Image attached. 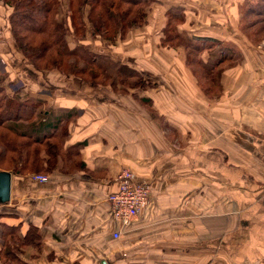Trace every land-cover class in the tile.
I'll return each instance as SVG.
<instances>
[{
	"label": "crops",
	"instance_id": "obj_1",
	"mask_svg": "<svg viewBox=\"0 0 264 264\" xmlns=\"http://www.w3.org/2000/svg\"><path fill=\"white\" fill-rule=\"evenodd\" d=\"M156 1L163 11L146 10L150 34L128 32L123 43L129 48L123 55L155 85L141 99L151 109L77 78L66 81L68 91L42 84L23 91L47 107L28 131L41 136L66 119L62 147L77 144L82 161L69 168L58 156L49 172L37 171L46 181L9 169L10 196L0 201V222L19 225L21 235L30 223L39 234L36 245L18 243L24 262L189 264V248L205 245V254L219 263L264 264V42L249 41L237 27L243 0ZM175 3L188 27L181 29L184 40L224 41L234 52V61L218 71L213 96L197 90L182 49L157 43L162 14ZM208 44L200 56L205 66L219 47ZM122 166L147 182L149 202L112 237L117 223L105 196L116 189Z\"/></svg>",
	"mask_w": 264,
	"mask_h": 264
},
{
	"label": "trees",
	"instance_id": "obj_2",
	"mask_svg": "<svg viewBox=\"0 0 264 264\" xmlns=\"http://www.w3.org/2000/svg\"><path fill=\"white\" fill-rule=\"evenodd\" d=\"M146 1L150 0H65L66 11L63 13L60 12L61 0H0L2 5L10 8L7 22L17 49L36 70L54 69L93 84H96V80L105 81L102 75L107 69L96 62L95 54L85 56L87 44L84 37L87 34L91 39L98 38L110 44L124 38L132 27L144 24ZM178 11H182L180 5ZM239 11L241 15L237 27L244 36L252 28V34L262 31L264 35V0H243ZM163 15L166 19L159 30L158 45L182 47L185 50L184 63L193 78H197V87L208 96L217 94L220 88L218 71L236 58L234 52L226 48L230 44L200 36H192L190 41L185 42L176 30L173 31V23L182 21L176 7L166 8ZM67 34L75 43L73 48L68 46L65 39ZM208 43L219 47L216 60L210 66H205L197 54ZM111 73L114 75L109 85L111 89L124 91L123 86L119 87L123 83L137 88L151 84L142 79V72L133 65L118 63ZM38 105L39 102L16 100L0 86V169H11L15 173H47L58 164V156L64 162H69V168L81 166L77 144L68 146L66 150L62 147L67 135L66 119L57 122L41 136L15 126L17 120L33 121ZM64 166L65 163L61 168L65 169ZM1 226L3 247L0 248V264H29L19 257L18 243L25 245L31 242L36 245L35 240L39 236L37 227L29 223L21 235L19 225L1 223Z\"/></svg>",
	"mask_w": 264,
	"mask_h": 264
},
{
	"label": "rangeland",
	"instance_id": "obj_3",
	"mask_svg": "<svg viewBox=\"0 0 264 264\" xmlns=\"http://www.w3.org/2000/svg\"><path fill=\"white\" fill-rule=\"evenodd\" d=\"M61 1L62 2H61L60 6H62V7H61L60 12L64 13L66 11V9L64 8L65 0H61ZM156 2H157L156 0H150L149 2L146 1L145 5H144V9L145 10H147V9L151 10V12H153V13L156 12V9H159V8L163 11L162 5L159 4L156 6V4H157ZM172 7H176L178 15L182 17L181 22L177 21V22L173 23V31L176 30L180 34V36H182L181 32H183L185 29L188 28L187 25H185V24L182 25L183 22L185 21V17L181 14V12L178 11V7H179L178 3L173 4ZM9 12H10V8H7L5 5H2L0 2V86L4 88L5 93H8L10 96H12L16 100L17 99L18 100H26L29 103L39 102L36 115L32 119L33 121L29 122L27 120L21 119V120H17V122L14 123L18 129H20V130L25 129L28 131V127L31 125V123H35V121H41L40 118H41V116L45 115L44 109H47V107L43 106L42 103L40 102V100L39 101L35 100L33 102L29 101L25 97V93H23L24 90H30V88L34 89L35 86L38 87L39 84H42L44 89L49 88V89L54 90V88H56V87H58V88L62 87V89L68 91L69 85L66 83V81L71 80L70 78H74V79L77 78V79H79L80 82H82L84 84H90L91 82L84 81L78 77H72L71 75L58 73V71H56L54 69H48L47 71L36 70L33 67V65L30 64V62L24 56L22 51L18 50L16 47L13 36H11L9 23L7 22V15L9 14ZM151 17H152L151 19L153 22L154 17L153 16H151ZM146 20H147V17L145 15V22H146ZM145 22L141 26L132 27L128 32H130L132 35H135V36H137L138 34H145V33L150 34V32L148 33V31H147L150 27V24L147 25V24H145ZM181 29H184V30H181ZM252 30H254V28H252ZM252 30L248 31L250 35L249 34L245 35L246 38L253 43H260V40H262L261 42H264V35L262 34V31H260L258 34L254 35V34H252V32H254V31H252ZM151 33H153V31H151ZM155 36L158 37L159 33L155 32ZM129 38H130V34L128 35V33H127L124 38L117 39L114 43L110 44L104 40L103 41L99 40L98 38L91 39L87 34L84 37V39L86 41L84 43L87 44V46H86L87 51L84 53L85 56H88L89 54H95L96 55V62L102 68L106 67V69H107L106 73H104L102 75L104 77L105 81L100 82V81L96 80V85H98L99 87H104V86L109 87L110 83L112 82V79L114 78V75H112L111 72H112V70L115 69V66H117L118 63H123L125 65L127 64V65L132 66V59L123 55L125 48H126V50L129 49L128 46L123 45V43L128 41ZM65 39L68 43L69 48H73L75 46V43H73L70 34L65 35ZM183 40H184V38H183ZM190 40H191V38H190ZM184 41L187 42L186 40H184ZM157 47H159V46H157ZM174 48H179V47H174ZM180 49H182V47ZM184 51L185 50H183V57H184ZM79 52H81V51H79ZM176 53H178V51H176ZM197 55L202 61V58L200 57L201 51ZM173 56H174V59L177 58V54H175ZM122 58H125V59H122ZM160 58H164V57L162 55H160V56L158 55V59H160ZM184 69L185 68H183V70ZM187 69H188V67H187ZM195 72H197V71H195ZM16 73H17V75H15ZM142 74H143L142 79L149 81L151 83L150 85L137 88V87H130L131 86L130 84L128 85L127 83H123L119 87L123 86V88L125 89L124 91L111 89V87H109V89L114 94L113 97H118V98H119V96L128 97L130 103L136 104L137 107H139V104H140V106H144L146 108L148 106H150L149 108L151 109L152 104L150 103V101L148 100V104H147L144 101H142L141 99L144 98L143 95H144V93H146L147 90L152 89L154 84H153V82L150 81V79H148V77L145 76L146 74L144 72H142ZM58 76L61 78L62 84H60L61 81H59L60 79ZM103 77L101 79H103ZM197 77L200 79V81L203 82V79L199 76L198 72H197ZM196 79H195V81H196ZM98 80H100V79L98 78ZM197 82L199 83L198 80H197ZM93 83H91V84H93ZM71 85L74 86V90H76V88L79 87V86H75L74 84H71ZM154 87H155V85H154ZM197 90L200 91V93L204 97V94L202 93V91L200 90L199 87ZM77 92L81 93L80 91H77ZM197 106L201 107V104H195V107H197ZM162 127L165 131L168 130V129H166V123L165 122H164V126H162ZM135 215H134V217H135ZM134 217H132V219ZM206 251H207V249H206L205 245H200L199 248H197V247L189 248V256L193 257L192 261H190L189 264H223L224 263V261H222V263L217 262L215 257L213 258L212 256L205 254Z\"/></svg>",
	"mask_w": 264,
	"mask_h": 264
},
{
	"label": "built area",
	"instance_id": "obj_4",
	"mask_svg": "<svg viewBox=\"0 0 264 264\" xmlns=\"http://www.w3.org/2000/svg\"><path fill=\"white\" fill-rule=\"evenodd\" d=\"M264 126V113L262 114ZM261 154L264 155V134L262 138ZM30 176L40 181H46L48 176L43 173H30ZM115 188L108 191L105 196L109 203L110 217L116 221L115 228L110 230L112 237L120 234V228L129 223L137 211L149 201L150 187L144 179L134 176V173L127 166H122L114 177Z\"/></svg>",
	"mask_w": 264,
	"mask_h": 264
},
{
	"label": "water",
	"instance_id": "obj_5",
	"mask_svg": "<svg viewBox=\"0 0 264 264\" xmlns=\"http://www.w3.org/2000/svg\"><path fill=\"white\" fill-rule=\"evenodd\" d=\"M10 170L0 169V201H7L10 196Z\"/></svg>",
	"mask_w": 264,
	"mask_h": 264
}]
</instances>
